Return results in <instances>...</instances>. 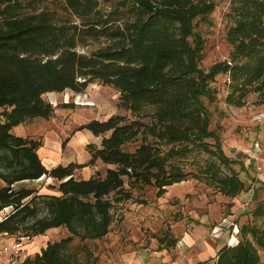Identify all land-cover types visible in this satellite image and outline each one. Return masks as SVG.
Masks as SVG:
<instances>
[{"label": "trees", "instance_id": "16d2710c", "mask_svg": "<svg viewBox=\"0 0 264 264\" xmlns=\"http://www.w3.org/2000/svg\"><path fill=\"white\" fill-rule=\"evenodd\" d=\"M229 2L226 39L232 50L228 59L205 70L199 66L204 39L195 19L211 25L214 0H63L66 17H58L46 0H0V211L11 208L0 231L32 237L56 227L68 232L21 264H81L72 240L108 233L113 202L132 197L126 182L152 185L156 196L188 176L226 196L243 190L233 168L244 169L243 163L224 152L219 134L209 128L203 99H215L211 82L218 74L228 76L225 100L233 106H242L250 92L262 93L264 0ZM101 39L89 52L78 49ZM94 81L114 87L132 113L150 110L149 119L111 115L81 124L78 130L102 135L98 146L88 144L89 160L46 168L37 154L40 140L16 135L12 128L51 116L54 107L45 93L82 92ZM135 141L133 150L126 149ZM198 152L208 157L197 159ZM192 154L194 170H185L183 159ZM96 160L113 167L102 176L74 177L76 169ZM42 176L56 180L58 194L15 186ZM251 215L252 221L264 215V199ZM238 232L235 243L216 251L212 264L260 263L264 228L243 223ZM157 240L163 248L177 242L166 235Z\"/></svg>", "mask_w": 264, "mask_h": 264}, {"label": "rangeland", "instance_id": "374dc122", "mask_svg": "<svg viewBox=\"0 0 264 264\" xmlns=\"http://www.w3.org/2000/svg\"><path fill=\"white\" fill-rule=\"evenodd\" d=\"M61 1L63 0H46V4L58 17H66V13L60 8ZM214 1L215 8L209 15L211 25L195 19L196 30L204 39L199 66L205 70L217 61L228 59L232 50L226 39L229 26L226 14L230 2ZM100 43H103L102 39L88 40L85 47L78 49L89 52L100 46ZM211 85L215 88V99L212 102L203 99L209 113V128L219 134L224 152L243 163L244 169L233 164L244 183L243 190L234 197L226 196L203 179L188 176L168 186L163 195L156 196V188L152 185L126 182L125 188L132 197L113 202V220L108 233L94 240H80L77 237L72 240L71 249L76 252L81 264H155L157 261L154 263L151 259H157L156 254L164 250L167 251V256H164L167 260L163 264H210L218 245L223 242H193L187 246L178 242L186 232L199 234L201 240L220 241L227 235L230 238L234 225L239 229L243 223H255L264 228V215L253 221L251 215L255 203L264 199V120L253 119L262 110L264 89L261 94L248 93L243 105L237 107L225 100L229 91L227 75L218 74ZM43 98L54 107L51 116L27 120L15 126L12 132L40 140L37 154L46 168L69 162L86 163L89 160L88 144L98 146L102 135L94 136L89 130H78L81 124L93 119L105 120L111 115H121L126 120L147 121L151 112L147 109L143 113H132L120 104L119 92L114 87L99 81L88 84L82 92L66 89L62 92H47ZM207 141L213 143L211 138ZM138 143L139 141L129 143L126 149L133 150ZM195 156L197 159L208 157L204 152L195 153ZM193 158L192 154L183 159L185 170H194ZM109 167L113 165L96 160L92 165L76 169L74 177L86 179L93 174L102 176ZM56 185V180L46 176L15 184L16 187L34 188L42 194H58ZM10 210V207L1 210L0 216ZM212 229L217 232L213 233ZM67 235L65 227H56L33 237L20 236L28 237L27 258L33 257L47 242L60 240ZM164 235L177 239L176 244L163 248V244L157 239ZM235 237H239V232ZM259 255V264H264V249H259ZM135 258L139 259L138 262Z\"/></svg>", "mask_w": 264, "mask_h": 264}, {"label": "built area", "instance_id": "2783aa9c", "mask_svg": "<svg viewBox=\"0 0 264 264\" xmlns=\"http://www.w3.org/2000/svg\"><path fill=\"white\" fill-rule=\"evenodd\" d=\"M253 119L255 121L264 120V104L262 105V110L260 112H257L253 117ZM258 169H260V167H258ZM4 215L0 218V220L4 217ZM237 232H238V228L236 225H234L229 241L233 236H235ZM27 240L28 237H23V236L14 237L6 231H0V264L22 263L27 256L26 253Z\"/></svg>", "mask_w": 264, "mask_h": 264}, {"label": "crops", "instance_id": "0c3cea01", "mask_svg": "<svg viewBox=\"0 0 264 264\" xmlns=\"http://www.w3.org/2000/svg\"><path fill=\"white\" fill-rule=\"evenodd\" d=\"M14 128V127H13ZM13 128H12V130H13ZM20 183V182H19ZM5 209H7V208H5ZM6 211V210H5ZM4 215V214H3ZM2 215V216H3ZM2 216H0V218L2 217ZM214 228H216V226H214ZM213 228V229H214ZM212 229V230H213ZM215 232H217V230H213V233H215ZM213 237H215V238H218L217 237V235H213ZM220 237H222V236H220ZM229 237H228V235H227V237H223L222 238V240H220V241H218V239H211V240H213V241H208V240H201V238H200V235L199 234H195V232H192V231H189V233L188 232H186L185 234H184V236L178 241V242H182L183 244H185V245H187V246H189V245H191L193 242H223V243H220L219 245H218V249L224 244V242H227L229 239H228ZM236 240H237V238H236ZM229 243H230V241H229ZM33 244V243H32ZM27 246H28V244L26 243V253H27ZM217 249V250H218ZM160 253H158V254H156V255H158V258L157 259H153L152 257V259L151 258H149V259H151V262H154L155 263V260L157 261L155 264H163L164 263V261H166L167 260V257H165L164 258V256H167V251L166 250H164V252L163 251H159ZM216 253V252H215ZM164 258V259H163ZM132 260V259H131ZM135 260L138 262V260L139 259H136L135 258ZM212 261H213V259H212ZM212 261H211V263L210 264H212ZM162 262V263H161ZM19 264V263H18ZM21 264V263H20Z\"/></svg>", "mask_w": 264, "mask_h": 264}, {"label": "bare ground", "instance_id": "6f19581e", "mask_svg": "<svg viewBox=\"0 0 264 264\" xmlns=\"http://www.w3.org/2000/svg\"><path fill=\"white\" fill-rule=\"evenodd\" d=\"M236 242V237L235 236H233L231 239H230V243H235Z\"/></svg>", "mask_w": 264, "mask_h": 264}]
</instances>
